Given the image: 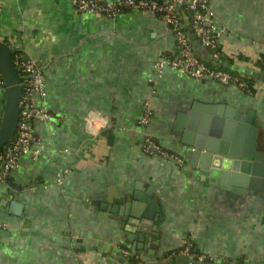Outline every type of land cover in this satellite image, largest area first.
<instances>
[{"label": "crops", "instance_id": "crops-1", "mask_svg": "<svg viewBox=\"0 0 264 264\" xmlns=\"http://www.w3.org/2000/svg\"><path fill=\"white\" fill-rule=\"evenodd\" d=\"M210 3L224 30V60L215 63L254 81V96L170 68L157 75L158 59L178 48L151 13L111 19L80 14L72 0H0V40L16 58L42 67L52 113L35 125L41 156L22 157L0 183V264H172L167 255L188 237L216 264H264V193L224 196L192 171L177 130L179 115L208 105L252 110L264 126V73L256 65L264 55V0ZM195 49L213 61L197 42ZM147 104L146 130L140 121ZM4 106L0 87V124ZM146 133L183 164L147 154ZM148 192L159 232L134 255L137 237L127 231L125 208L142 211L133 197L150 198ZM110 199L125 208L103 207Z\"/></svg>", "mask_w": 264, "mask_h": 264}, {"label": "built area", "instance_id": "built-area-1", "mask_svg": "<svg viewBox=\"0 0 264 264\" xmlns=\"http://www.w3.org/2000/svg\"><path fill=\"white\" fill-rule=\"evenodd\" d=\"M72 4L80 14L111 19L130 11L158 16L175 37L178 54L174 57H160L155 64L157 75H162L166 68H170L198 81H215L251 91L247 81L227 69L208 65L196 53L195 42L210 52L212 60L219 61L222 55L220 40L224 30L215 25L216 15L210 0H72ZM14 63L24 77V88L16 134L12 142L0 151V183L6 182L10 174L20 166L22 157L32 156L37 160L41 156L43 146L36 135L35 125L52 119V113L45 106L47 92L42 67L35 60L21 57L15 58ZM37 98H40L42 105L36 103ZM151 116L152 110L147 104L140 121L142 128L148 129ZM144 150L149 155H161L183 164L181 159L158 145L150 133H146ZM64 173L57 175L59 183ZM0 227L5 228V224L0 223ZM126 256L131 254L127 252ZM178 256H186L187 264H216L218 260L214 256L199 253L192 237L184 239L177 250L167 255L172 260Z\"/></svg>", "mask_w": 264, "mask_h": 264}, {"label": "water", "instance_id": "water-1", "mask_svg": "<svg viewBox=\"0 0 264 264\" xmlns=\"http://www.w3.org/2000/svg\"><path fill=\"white\" fill-rule=\"evenodd\" d=\"M0 76L4 81L5 94L0 124L1 151L12 142L16 134L24 88V77L14 63L12 48L1 40ZM229 111H222L216 105H208L202 110L194 107L190 113L178 116L177 130L182 134V144L189 149V165L193 172L209 179L211 186L224 196L264 193V126L252 110L243 113L239 109L235 113ZM148 193L152 198V193ZM133 198L140 203L138 207L142 211H128L127 204L124 207V221L127 231L133 232L137 237L133 248V254L136 255L139 250L146 249L145 240L152 242V237L159 232L155 223L160 218L152 215L154 198H143L138 193ZM111 202L110 199L109 204L102 205L118 212L121 206L117 208L110 205ZM124 208L121 207V210ZM128 241L130 242L129 238ZM152 247L155 248L156 245L152 244ZM187 263L186 256H178L172 261V264Z\"/></svg>", "mask_w": 264, "mask_h": 264}, {"label": "trees", "instance_id": "trees-1", "mask_svg": "<svg viewBox=\"0 0 264 264\" xmlns=\"http://www.w3.org/2000/svg\"><path fill=\"white\" fill-rule=\"evenodd\" d=\"M15 58H16V53H13V60H15ZM219 60H224V58H223V56L221 55V57L219 58ZM226 60V59H225ZM229 63H230V65H232V62L231 61H228ZM207 63V62H206ZM208 65H210V66H213V67H218V68H222V69H224V67H219L218 66V64L219 63H215V60H213L212 62H208L207 63ZM256 65H257V67L259 68V70L262 72V73H264V55H263V57L256 63ZM227 70L229 71V72H231L233 75H235V76H238L239 78H241V79H243V80H245V81H247L248 83H249V85H250V88H251V91H245V90H242L243 92H245L247 95H249V96H254L255 94H256V92H255V89H254V81H252L251 79H249V78H247V77H242V76H240L237 72H234V71H232V69L231 68H227ZM4 81H3V78L0 76V87H2V88H4V83H3ZM251 92V93H250ZM1 120H2V117H1ZM199 252V251H198ZM200 253V252H199Z\"/></svg>", "mask_w": 264, "mask_h": 264}]
</instances>
